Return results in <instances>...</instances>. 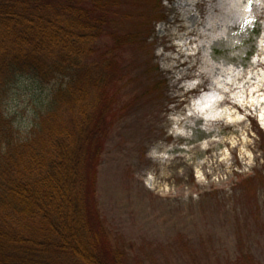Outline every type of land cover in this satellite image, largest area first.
Masks as SVG:
<instances>
[{
	"label": "rangeland",
	"instance_id": "obj_1",
	"mask_svg": "<svg viewBox=\"0 0 264 264\" xmlns=\"http://www.w3.org/2000/svg\"><path fill=\"white\" fill-rule=\"evenodd\" d=\"M239 4L128 0L97 40L118 96L91 199L108 257L264 264V0ZM5 91L26 136L51 86L22 73Z\"/></svg>",
	"mask_w": 264,
	"mask_h": 264
},
{
	"label": "trees",
	"instance_id": "obj_2",
	"mask_svg": "<svg viewBox=\"0 0 264 264\" xmlns=\"http://www.w3.org/2000/svg\"><path fill=\"white\" fill-rule=\"evenodd\" d=\"M125 1L0 0V264H126L106 255L91 202L118 97L115 57L95 46ZM22 73L52 90L26 136L2 109Z\"/></svg>",
	"mask_w": 264,
	"mask_h": 264
},
{
	"label": "bare ground",
	"instance_id": "obj_3",
	"mask_svg": "<svg viewBox=\"0 0 264 264\" xmlns=\"http://www.w3.org/2000/svg\"><path fill=\"white\" fill-rule=\"evenodd\" d=\"M239 2H240V0H233L234 6H235L236 8L239 7V6H238V5H240Z\"/></svg>",
	"mask_w": 264,
	"mask_h": 264
}]
</instances>
